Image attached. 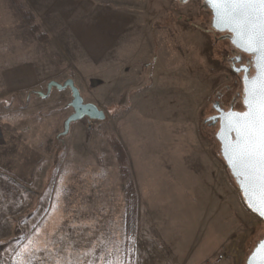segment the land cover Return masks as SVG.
<instances>
[{"label":"rangeland","instance_id":"rangeland-1","mask_svg":"<svg viewBox=\"0 0 264 264\" xmlns=\"http://www.w3.org/2000/svg\"><path fill=\"white\" fill-rule=\"evenodd\" d=\"M102 3L107 12L97 22V56L104 72L96 80L86 74L90 66L76 72L68 55L57 51L24 0H0V22L7 19L19 30L18 38H10L18 50L0 53V73L4 64L30 61L38 81L15 90L3 85L0 74V264H17L25 245L32 249L31 264H76L77 254L92 248L94 255L80 256L83 264L101 256L113 264H152L145 252L156 240L162 250L169 241L170 250L192 262L208 255L206 264L226 251L223 264H246L264 238V222L246 205L222 158L218 125L207 121L219 100L227 109H244L230 38L212 31L202 0ZM20 8L34 14L44 39ZM128 14L142 18L148 32L123 37L109 54V32L123 31ZM140 48L147 52L138 54ZM69 77L106 118L72 122L62 135L73 111L71 90L53 87L47 96L37 91ZM130 180L137 212L128 233ZM69 241L73 248L66 252Z\"/></svg>","mask_w":264,"mask_h":264},{"label":"snow or ice","instance_id":"snow-or-ice-1","mask_svg":"<svg viewBox=\"0 0 264 264\" xmlns=\"http://www.w3.org/2000/svg\"><path fill=\"white\" fill-rule=\"evenodd\" d=\"M182 2L187 3V0ZM207 3L215 14L212 21L214 26L226 27L234 34L233 44L253 53L255 57L250 63L255 64L256 75L249 74L248 66H233L232 69L238 73L244 72L242 79L245 110H228L219 117L208 119H219L222 128L233 134L224 144V154L234 174L241 180L248 206L264 217V0H207ZM31 243L29 240V244ZM104 243V240L100 241V244ZM72 248L73 242L69 241L64 251L68 252ZM94 254V248L77 254L76 264H83L81 255L90 257ZM31 255L32 249L25 245L17 253V264H31ZM253 257L258 259V264H264V242L253 253ZM99 261L113 264L112 260H105L103 256L98 261L89 259L87 264H99ZM56 264H61V261L58 259ZM68 264H73V261L69 260Z\"/></svg>","mask_w":264,"mask_h":264},{"label":"crops","instance_id":"crops-1","mask_svg":"<svg viewBox=\"0 0 264 264\" xmlns=\"http://www.w3.org/2000/svg\"><path fill=\"white\" fill-rule=\"evenodd\" d=\"M24 2L35 14L40 26L49 33L50 40L58 47L57 51L68 55L67 57L73 62L76 72L82 71V68L86 66H90L92 71H87L86 74H92L95 77L93 79L102 80L101 72H104V70H102L101 61H99L97 56L102 50L99 48L101 40L97 22L100 20L101 13L107 12L103 8V4L106 3H102V0H24ZM127 16L129 22L123 31L109 32V54L116 49L123 37H125V40L134 36L141 38L148 32L147 28L143 27L142 18L129 14ZM12 17L13 20L16 17L17 22H19V17L16 14H13ZM136 20L137 22L134 23L133 21ZM5 21L7 19H2L0 22V53L7 52L9 54L18 50L16 49L18 46L13 44L14 40H10V38H18L19 30L9 28L4 23ZM142 43H144V40H142ZM93 52H96L95 56ZM104 52L107 53L106 50ZM136 52L140 54L147 52V50L140 48ZM33 69L34 66L30 61H15L13 64H4L0 73L3 85L15 90L32 87V83L38 82L36 71ZM167 225L168 228L173 229L172 224L168 223ZM154 242V249H148L145 252L148 256V261L152 262V264H201L209 258L208 255H203L202 259L197 258L195 262H192V258H188L187 255L184 258L181 257L175 247L170 250L168 245H172L169 241L167 242L166 240L164 242L167 243V248H164V250L159 246L157 240Z\"/></svg>","mask_w":264,"mask_h":264},{"label":"water","instance_id":"water-1","mask_svg":"<svg viewBox=\"0 0 264 264\" xmlns=\"http://www.w3.org/2000/svg\"><path fill=\"white\" fill-rule=\"evenodd\" d=\"M178 1L182 2V0H178ZM202 2H203V4H205L209 7V9L212 13V21H213V18L215 15L214 11L211 9L210 5H208L207 0H202ZM212 21H211L212 28L218 32H228L230 34V42L233 44L234 34L231 33L226 27H223V26H221L219 28L215 27ZM233 45L236 49H238L242 52H245L247 54H251L253 56V61H254L255 57H254L253 53L246 52L242 48L237 47L235 44H233ZM253 66H254V73L252 75L254 76V75H256V68H255L254 63H253ZM242 82H243V79H242ZM53 87H56L58 89L69 88L71 90V93H72V100L70 101L69 105L72 107L73 111H72V113H70L67 116V118L64 121L63 131L61 132L62 135H66L69 132L72 122L81 120L85 117H88V118L94 119V120H104L106 118V112L103 108H100L94 102L85 101L84 97L81 94L79 87L76 85V83L74 81V78L69 77L66 80H64L63 82H59L57 80L52 79L47 83V91L45 93L42 91H37V92H38V94H40L42 96H47L52 91ZM243 87H244V82H243ZM243 106H244V104H243ZM228 110L244 111L245 108L243 110L234 109V108H230ZM228 110L222 109V110H220V112L216 116L219 117L223 112L228 111ZM232 135L233 134L228 129L222 128L221 121L219 120L218 129H217L215 136H216V139L218 140L219 145H220V152H221L222 158L224 159L226 166L230 170V173L232 174L233 178L235 179V182L238 185V188H239V190H240V192L244 198V201H245L246 205L248 206L247 197L245 196L244 190L241 187V180H240V178H238L234 174L233 169H232L231 165L228 163L227 157L224 154V144L232 137ZM252 212L257 214L260 219L264 220V217L260 216L258 212H255L253 210H252ZM262 242H264V238L261 239L257 243V245L254 247L252 252L249 254V256L246 260V264H258V259L253 257V253L256 252L257 248L260 247Z\"/></svg>","mask_w":264,"mask_h":264},{"label":"trees","instance_id":"trees-1","mask_svg":"<svg viewBox=\"0 0 264 264\" xmlns=\"http://www.w3.org/2000/svg\"><path fill=\"white\" fill-rule=\"evenodd\" d=\"M204 7L206 9H208V11L210 12L211 17H212V13H211L209 7L207 5H205V4H204ZM20 10L23 13V15L26 17V19L28 21H30V23H32V29H34L36 32H38L39 38H43L44 39L46 37V34L41 31L39 24L37 22H35L34 14L31 11L27 10V9L20 8ZM212 31L215 32L216 30L212 29ZM231 45L234 47V45L232 43H231ZM235 49L236 48L234 47V50ZM252 74H250V75H252ZM115 143H116L115 147L117 146L118 150H119L118 151V159L124 164L125 163L124 162L125 157H123V154L120 153V151H122V149H121L120 145L117 144L118 142H115ZM121 168H122L123 172L125 173V176H127L129 174L128 169L125 166H122ZM126 193H127L126 229H127V232L129 233L130 231H133L134 228H135V216H136V212H137L136 211V207H135V205H136V191H135L134 183L132 182V180L127 182ZM261 220L264 222L263 219H261ZM127 244L129 246L130 244H133V243L127 242Z\"/></svg>","mask_w":264,"mask_h":264},{"label":"flooded vegetation","instance_id":"flooded-vegetation-1","mask_svg":"<svg viewBox=\"0 0 264 264\" xmlns=\"http://www.w3.org/2000/svg\"><path fill=\"white\" fill-rule=\"evenodd\" d=\"M228 38H230V34L228 32H225L224 33ZM233 57H238V59H233ZM253 61V56L251 54H247L245 52H242L238 49H235L234 52H233V55L231 57V63H232V66H235V67H244V66H248L249 68V74H252L253 70H254V66H253V63H250ZM237 74L242 78L243 77V74L244 72H237ZM221 98V96H220ZM233 106L231 105L230 108H232ZM213 109H214V112L209 116V117H213V116H216L218 115V113L220 112V110H228L225 106H223L221 100L219 101H216L213 103ZM208 117V118H209ZM217 117V116H216ZM207 118V121L211 124V125H218L219 124V119H216V120H211V119H208Z\"/></svg>","mask_w":264,"mask_h":264},{"label":"built area","instance_id":"built-area-1","mask_svg":"<svg viewBox=\"0 0 264 264\" xmlns=\"http://www.w3.org/2000/svg\"><path fill=\"white\" fill-rule=\"evenodd\" d=\"M226 258H227L226 251L220 252L215 258L208 261L206 264H223Z\"/></svg>","mask_w":264,"mask_h":264}]
</instances>
